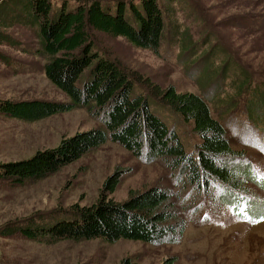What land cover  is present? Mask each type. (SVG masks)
Here are the masks:
<instances>
[{
    "label": "trees",
    "instance_id": "1",
    "mask_svg": "<svg viewBox=\"0 0 264 264\" xmlns=\"http://www.w3.org/2000/svg\"><path fill=\"white\" fill-rule=\"evenodd\" d=\"M177 1L184 2L0 0V45L42 57L45 76L69 98L66 103L0 99V115L34 122L79 107L102 122L101 127L63 136L56 147L37 150L29 158L0 163V181L13 187L30 185L109 140L146 162L160 161L175 174L181 192L180 196L178 191L155 184L116 202L109 197L119 183L120 175L115 171L104 181L96 202L40 211L10 221L0 227V236L19 234L46 244L93 239L107 243L120 239L152 244L178 242L186 224L180 205L183 202L179 201L183 194L187 193L185 201L189 199L186 210L191 211L198 207L197 196L210 191L216 181L217 190L235 207L244 196L256 198L247 183L264 189V180L253 182L256 167L249 155L234 147L226 128L210 114L203 96L155 84H146L148 91L144 93L137 86L138 79L101 54L94 43L93 30L123 37L137 48L156 53L168 40L180 49L182 57H192L200 45L179 21L173 5ZM27 19L30 22L24 23ZM16 25L32 27L35 48L23 47L6 32ZM205 56L217 58V65L208 64L203 70L207 81L217 75V110L232 114L242 102L239 110L245 121L241 144L253 147L254 142L264 154V145L258 147L253 137L261 131L264 140V81L255 82L252 73L218 42L199 57ZM0 61L8 65L10 58L0 52ZM159 110L191 125L200 137L196 153L186 150L176 131L158 115ZM217 200L222 203L218 196ZM175 261L172 257L162 264ZM121 264L135 263L125 258Z\"/></svg>",
    "mask_w": 264,
    "mask_h": 264
},
{
    "label": "rangeland",
    "instance_id": "2",
    "mask_svg": "<svg viewBox=\"0 0 264 264\" xmlns=\"http://www.w3.org/2000/svg\"><path fill=\"white\" fill-rule=\"evenodd\" d=\"M184 2L173 3L176 14L190 30L192 40L200 45L190 58L182 57L180 49L168 40L156 53L137 48L123 37L93 30L94 43L101 54L134 75L144 93L148 91L146 84H155L203 96L210 114L226 128L234 147L249 155L256 167L253 182L259 183L264 180V154L254 142L253 147L241 144L245 118L239 109L243 104L240 102L232 114L217 110V75L207 81L203 72L206 65L214 62L217 65V58L199 56L218 42L230 51L232 59L252 73L255 82H263L264 0ZM32 31L26 25L6 30L23 47L31 49L36 47ZM0 52L10 58L8 65L0 61V99L69 102L66 94L45 76L42 57L6 45H0ZM158 115L176 131L186 150L196 153L200 137L191 125L166 110H159ZM101 126L99 119L79 107L34 122L0 115V163L29 158L37 150L56 147L63 136ZM261 134V131L252 134L258 147L264 145ZM115 171L119 172V183L109 197L116 202L125 200L130 192L155 184L178 191L181 196L175 174L160 161L146 162L108 140L30 185L13 187L0 181V227L40 211L90 205L99 198L104 181ZM246 186L256 198L244 196L236 207L217 190V181L210 191L197 196L196 210H186L189 199L185 201L187 193L183 194L179 201L183 202L180 205L186 224L178 242L152 244L120 239L107 243L93 239L46 244L15 234L0 236V264H121L125 258L135 264H162L172 257L176 264H264V189L252 183Z\"/></svg>",
    "mask_w": 264,
    "mask_h": 264
}]
</instances>
